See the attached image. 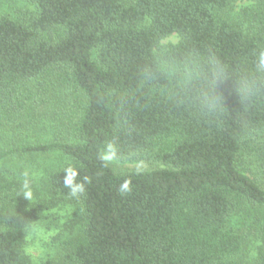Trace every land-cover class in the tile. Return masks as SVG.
<instances>
[{
    "label": "trees",
    "instance_id": "trees-1",
    "mask_svg": "<svg viewBox=\"0 0 264 264\" xmlns=\"http://www.w3.org/2000/svg\"><path fill=\"white\" fill-rule=\"evenodd\" d=\"M28 1L36 14H0V131L19 140L46 124L63 89V136L13 141L0 160L62 156L47 188L77 207L80 231L60 258L31 262L26 229L49 203L0 176V264H264V222L252 255L250 232L231 222L264 207V0H251L244 28L225 16L236 0ZM172 34L178 42L161 43ZM108 143L154 167L115 171L100 159ZM68 168L85 184L78 198Z\"/></svg>",
    "mask_w": 264,
    "mask_h": 264
},
{
    "label": "rangeland",
    "instance_id": "rangeland-1",
    "mask_svg": "<svg viewBox=\"0 0 264 264\" xmlns=\"http://www.w3.org/2000/svg\"><path fill=\"white\" fill-rule=\"evenodd\" d=\"M251 6V0H236L226 9L225 16L244 28L246 26L245 10ZM36 13V7L28 0H0V14L8 15L13 20L20 21ZM178 40V36L172 34L164 38L161 43H176ZM58 90L63 93V89H54L50 93L47 104L53 105L45 118L46 124H38L31 128L19 140H13L11 132L0 131V148L11 147L13 141L34 143L63 136L58 115H56L59 112L57 104H61L62 97V93ZM62 163L63 157L58 153L15 155L0 160V176L9 181L11 178L14 179L22 195L24 174H28L27 178L33 192L32 198L28 201L49 203V208L44 211L42 217L26 229L22 252L34 263L60 258L68 248L67 242L80 231L77 207L69 202L54 201L48 192L46 180L48 171L56 169ZM109 163L115 171L136 170L138 166L143 169L154 167V164L141 158H116ZM231 220L235 227L250 232L249 253L252 255L257 244L255 229L264 222V207H246L238 215H233Z\"/></svg>",
    "mask_w": 264,
    "mask_h": 264
},
{
    "label": "clouds",
    "instance_id": "clouds-1",
    "mask_svg": "<svg viewBox=\"0 0 264 264\" xmlns=\"http://www.w3.org/2000/svg\"><path fill=\"white\" fill-rule=\"evenodd\" d=\"M257 69L259 71H264V51H261L258 54L257 57ZM223 74V69L216 63H212L210 69H209V77L212 79L219 78ZM247 88V85H245ZM203 102L209 106V107H214L215 106V100L214 97L210 94H205L203 96ZM118 154V149L114 143H108L106 145V149L100 154V159L107 164L108 162L113 161L114 159L117 158ZM136 171L142 172L143 168L141 166H138ZM66 175L64 176V186L69 189V195L72 198H78L81 194L84 193L85 191V184L83 182L77 181V171L72 168H68L65 171ZM25 179L22 184V189H23V196L27 199L30 200L33 196V192L31 190V184L29 179L27 178L28 174L25 173ZM131 186L130 182L128 180H125L120 186L118 191L120 194H127L131 192Z\"/></svg>",
    "mask_w": 264,
    "mask_h": 264
}]
</instances>
